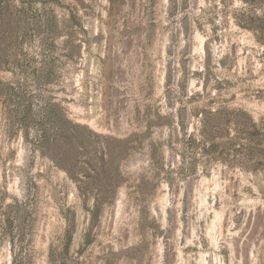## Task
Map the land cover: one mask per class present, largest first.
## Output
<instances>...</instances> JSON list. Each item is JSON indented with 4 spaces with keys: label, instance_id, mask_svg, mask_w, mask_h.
<instances>
[{
    "label": "rangeland",
    "instance_id": "1",
    "mask_svg": "<svg viewBox=\"0 0 264 264\" xmlns=\"http://www.w3.org/2000/svg\"><path fill=\"white\" fill-rule=\"evenodd\" d=\"M263 228L264 0H0V264H263Z\"/></svg>",
    "mask_w": 264,
    "mask_h": 264
},
{
    "label": "crops",
    "instance_id": "2",
    "mask_svg": "<svg viewBox=\"0 0 264 264\" xmlns=\"http://www.w3.org/2000/svg\"><path fill=\"white\" fill-rule=\"evenodd\" d=\"M116 74V73H115ZM115 76V75H114ZM112 74L111 76L107 73L106 75V78L108 81H111L113 83H107L106 86H107V89L109 90L108 92V99L107 101H112V100H115L116 98H118V96L120 97L121 94H126L122 88H120L121 85H125L127 82H124L123 78H120L118 79L117 77H114ZM119 76V75H118ZM128 84V83H127ZM116 101V100H115ZM258 223H259V218L256 216V218L253 220L252 224L250 223V226H252L253 228H256L258 227ZM263 231H264V228L261 230V232L259 234H256V233H251L250 235V239L248 242H246L245 245H248L249 242H251L253 244V246L251 247H248V246H244L245 247V250H244V253L248 252L250 250H253L255 251V253H263L264 254V235H263ZM247 232H244V238L248 237V235L245 237ZM243 236V234L241 235V237ZM253 236V239H251V237ZM248 248V249H247ZM263 248V250H262ZM262 263L264 264V261H262Z\"/></svg>",
    "mask_w": 264,
    "mask_h": 264
},
{
    "label": "bare ground",
    "instance_id": "3",
    "mask_svg": "<svg viewBox=\"0 0 264 264\" xmlns=\"http://www.w3.org/2000/svg\"><path fill=\"white\" fill-rule=\"evenodd\" d=\"M162 197H163V196H162ZM162 199H163V198H162ZM160 200H161V199H160ZM161 201H163V200H161ZM161 201H160V203H161ZM160 203H159V204H160ZM162 203H163V202H162ZM162 203H161V204H162ZM220 223H221V221H220ZM221 224H222V223H221ZM223 224H224V223H223ZM220 226H221V225H220ZM220 228H222V226H221ZM216 229H217V228H216Z\"/></svg>",
    "mask_w": 264,
    "mask_h": 264
}]
</instances>
